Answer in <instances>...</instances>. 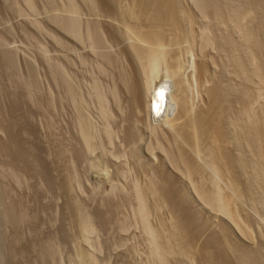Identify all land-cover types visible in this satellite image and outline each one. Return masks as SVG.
Returning <instances> with one entry per match:
<instances>
[{"label":"bare ground","instance_id":"1","mask_svg":"<svg viewBox=\"0 0 264 264\" xmlns=\"http://www.w3.org/2000/svg\"><path fill=\"white\" fill-rule=\"evenodd\" d=\"M82 1L91 21L72 0L61 4L64 16L57 21L64 39L90 49V57L79 55L80 47L73 50L76 62L88 66L87 78L78 76L85 87L72 79L78 74L65 70L72 59L58 60L68 66L63 68L46 57V77L61 89L55 95L70 103L75 135L69 133L76 136L69 157H60L70 166L59 181L68 196L85 193L75 171L80 158L98 177L86 198L69 196L78 220L73 229L79 235L72 232L70 239L76 264L98 263V230L111 225V217V249L130 243L124 248L129 264H264V0ZM101 16L113 25L100 23ZM56 38L57 32L63 54L77 49L69 38ZM52 99L55 107L65 104ZM74 186L79 190L69 193ZM94 200L112 212L106 226L89 215L101 207L85 214ZM188 201L218 218L220 228L208 221L204 228ZM131 228L138 233L121 235Z\"/></svg>","mask_w":264,"mask_h":264},{"label":"rangeland","instance_id":"2","mask_svg":"<svg viewBox=\"0 0 264 264\" xmlns=\"http://www.w3.org/2000/svg\"><path fill=\"white\" fill-rule=\"evenodd\" d=\"M48 1L0 0V264H76L77 262L75 261V250L72 251L71 249L74 248V246H71V243L73 241L70 240L73 236V233H75L74 237L79 235V232L77 234L78 229H73V227L77 228L78 226V220L76 222L75 219L77 211L74 207L76 206L74 205V203H71V200H69L70 195H66L68 194V192L65 194L66 190L62 187V184L59 181L62 179H60V177H65V171L67 170L68 172L66 166L67 168L70 166V163L67 162L68 158H64L65 160L62 159L65 162V165L63 162L62 165L60 162L62 161L60 157H69L71 151L69 152L68 148L72 150V147H75L73 145H76V142L73 144V142L76 140V136L73 137L75 135V132L74 130H71V126L73 125H69L73 121V116L71 114L72 109L69 108L71 112L70 113L68 109V107H70V105L68 106L69 102L66 100L62 101V98L59 97V93L62 92L61 89H59L55 85V83H52L54 81L50 79V77L47 79L46 76L49 75H47L48 69L46 70V65L48 64L49 66V63L46 64V62L48 61H46V57L48 56V59L53 58L52 62L56 63L54 61H57L59 66H62L63 68L69 66V68H66L65 70L68 71L67 69H69V73L70 71H72L74 74H78L72 76V79H75L77 77V79L74 80L77 84L83 81V79L82 81L78 80V76H88V74L86 73L87 70H85L88 69L87 64L84 65L85 63H81L83 65L82 67V65L79 64L80 62H76L77 60H79L78 58L80 54L78 52L80 51L81 54L85 53V55L88 57L91 56V53L89 52V48H81L80 45L78 44V46L76 44V41L74 40L73 42V39H71L70 37H68L69 39H71L70 41L66 37L64 39L63 35L60 34L61 31H58V29L61 30V28L58 26V24L60 25V23L58 22V17L64 16L61 15L63 14V6L61 4L64 3L65 6V1L67 0ZM72 1H74L75 4L77 3L78 7H82L81 9L83 10L80 11L85 13L82 16L85 19L88 18V20L91 21L92 17L86 16L88 15V8H85L87 6L85 5V3H83L84 1ZM106 18L107 17L101 16L99 18V22L104 23L105 26L106 23H108V26L110 24L113 25L114 21L112 22L109 18ZM55 20L58 23H56ZM104 25H102V27ZM107 27L103 28H105L106 30ZM52 32H54L55 37L56 32L57 36H59V38H56V43H58L57 39H68L67 42H70L69 46L71 45L72 48L76 45L75 47L77 49L72 48V50H70V47H65L67 50H63V52L65 53L63 54L62 51L59 50V48H62L63 46L61 47L59 44H55V37H53L54 40L51 38V36H54ZM71 42H73V46ZM79 47L80 50H78ZM73 50H78L77 53L79 55ZM65 55L69 56V59L68 57H65ZM76 57L78 58L76 59ZM66 58L68 60L67 62L72 59L70 63L66 64ZM74 59H76V65L75 63L73 64ZM58 60L61 63H65L66 65L71 64V66L68 65L64 67L65 64H61ZM189 71L190 69H187L185 70V73H188ZM81 74L84 76H82ZM76 80H78L79 82ZM48 82L51 83L49 84V86L51 85L52 87L49 88L47 86ZM80 85L82 86V88L85 87L84 85H82V83H80ZM47 90L48 92H52L53 95H55V92L59 93L55 95L56 97L52 94V96L49 95L48 97V94H46ZM196 90V85L192 83L190 87L192 95H196ZM50 96L54 99H58V101L61 98V102H65V104L67 105L59 103L60 101L58 102L56 99L54 100ZM57 96L59 98H57ZM47 97L48 100L46 99ZM49 98L52 99V101L54 100V102L57 101L59 103L57 104L56 102L57 105H55L57 107H55L53 103L48 102ZM45 99L47 100V102H45ZM197 100L198 99L196 98L195 102H197ZM60 104L63 105H61V107L59 108ZM50 106L52 107V109L55 108V110L57 111L50 109ZM46 108H49V111L48 109L46 110ZM58 108L62 109L59 110ZM46 111H48V113ZM50 111L54 112L50 114ZM48 117L50 118L48 119ZM49 120L50 123L48 122ZM72 128L75 129L74 127ZM69 132L71 134L74 133L72 137L70 136ZM71 138H74L75 140L71 141ZM70 142H72V145L70 144ZM56 143H61L64 146H62L61 144L58 145ZM65 144L68 145L66 146ZM57 145L64 147V149L66 148V150H62L63 148L57 150ZM69 145H71V147H68ZM56 151H60L62 153L66 152L64 153V155L66 154L67 156H62L61 153H58ZM56 155L58 157H56ZM79 160L81 161L82 159L80 158ZM80 161L76 160L75 166L77 167L75 168L78 169H75V171L77 173L79 181L83 182V185H81L83 186L85 193L81 194V191L77 192L78 194H75L74 190L76 189L78 191L79 188L74 186L75 188L73 187L74 189H71L73 190V192L69 190V193H74L75 195H72L75 197L76 195H79L81 197L84 194L86 195V189H90L91 184L94 183L95 179L98 178L97 175H94L95 173H91L92 170H88L87 167H83L84 165L86 166L85 161L83 162V164L85 163L84 165H80ZM78 162L80 163L77 164ZM60 164L62 169L65 166L64 171L59 167ZM79 166L85 168L83 169L80 167L82 169V172H86V170H88L87 173L90 171L89 173H91L92 176L89 177V174L81 173V171L79 172ZM61 171L63 172L62 175H60ZM59 184H61L60 186L62 189H60ZM63 190L65 191L63 192ZM65 195L68 199L65 197ZM85 195L84 197L86 198L87 196ZM71 197L72 196H70V199L75 198ZM81 197V200L85 199L84 197ZM65 200H69L68 202L73 205ZM88 201L89 204H91L89 199L87 200V202ZM87 202H85V204L84 202H82L81 204L86 206V204H88ZM91 202L92 205L88 204L89 206L87 205V208L85 206H82L83 210H87L85 214L90 213L91 210L94 211L98 204H101L100 201L99 203L97 201L96 204L95 200ZM188 204V206L193 205L194 207H196L200 215L199 217H201L203 219V222H205V224L203 223V225H205L204 228L207 229L208 227L207 221L209 224H211V226H214L211 228H216V230L220 228V220L218 218H214V216H212L210 213H207L205 210H201V208L192 201H188ZM102 206L99 205L98 207L101 208H97L101 210H97V212L89 214L92 215V218L95 219H93L94 221H96V219H102L99 221V223L98 221L95 222V224L98 226H100L101 224H103L102 226H104L106 218L108 216H112V212L111 214L110 210L105 212V209L107 207L103 204ZM72 207L75 211L71 210ZM102 209H104V211ZM101 212H103V214ZM73 213H75V221L73 220ZM106 213L107 215L105 216ZM95 214H101L105 217V219L102 218L103 216H99L98 218V215L96 216ZM111 218L109 219V221L107 220L108 223H106L107 225H109V223L111 225L107 226L108 228L104 227L109 230L104 232V228H100L102 226L99 227L102 234L98 230V234H100L98 236L100 237L98 238V240L100 241L101 239L102 244L101 249L97 251L98 253L96 252L97 254H95L97 256L96 260L99 259L97 264H103L102 262H106V264H129L128 261L131 259L129 255L131 256V254L127 252L129 251L127 250V247H129L130 243L129 245L128 243H126L127 245H124L123 248L122 246H120L117 247L118 249H111L112 240L110 239L112 238L110 237V234H108V231H114L111 232V236H113V234H116L111 223L112 221L110 222ZM71 223H73L74 226ZM133 231H135V233H138L137 229L134 230L133 228H131V231L129 230L125 234L124 232L120 234L129 235L132 234ZM106 232L108 235L106 234ZM227 232L231 234V231L228 230ZM74 237L72 238V240H74ZM132 240L133 239H130V242ZM242 241L244 243H248V241L244 238L242 239ZM45 242H48L49 244H46ZM134 242H131V245ZM50 244L54 245L55 247L57 246L56 248L59 247L58 250L55 247L53 249V246ZM44 245H47L48 248L44 247ZM72 245H74V243H72ZM125 246L127 248L125 250L129 255L125 253ZM49 247H51L52 249ZM46 248L49 249V253L47 252L48 254L45 252ZM54 250L57 251L55 256H53V254L55 253ZM47 255H49V259L45 258L48 257ZM127 256L130 259H128ZM52 257L54 258L53 260L51 259ZM50 259L52 261H50ZM100 259H103L105 261L101 260L100 262ZM82 264L91 263L90 261H84V263Z\"/></svg>","mask_w":264,"mask_h":264}]
</instances>
